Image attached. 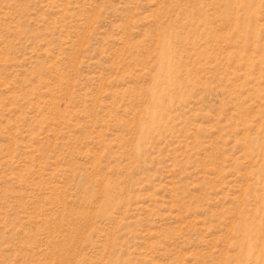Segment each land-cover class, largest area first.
Instances as JSON below:
<instances>
[{
	"label": "rangeland",
	"instance_id": "374dc122",
	"mask_svg": "<svg viewBox=\"0 0 264 264\" xmlns=\"http://www.w3.org/2000/svg\"><path fill=\"white\" fill-rule=\"evenodd\" d=\"M0 264H264V0H0Z\"/></svg>",
	"mask_w": 264,
	"mask_h": 264
},
{
	"label": "bare ground",
	"instance_id": "6f19581e",
	"mask_svg": "<svg viewBox=\"0 0 264 264\" xmlns=\"http://www.w3.org/2000/svg\"><path fill=\"white\" fill-rule=\"evenodd\" d=\"M163 43V42H162ZM167 44V43H166ZM168 45H170V44H168ZM165 47V46H164ZM168 48V47H167ZM164 50V52H165V48L163 49ZM166 51H167V49H166ZM166 54H167V52H165ZM164 53V54H165ZM163 54V53H162ZM165 54V55H166ZM167 56V55H166ZM164 58V57H163ZM166 58H168V57H166ZM165 58V59H166ZM165 61V60H164ZM167 61V60H166ZM162 68V67H161ZM162 74V73H161ZM169 74V73H168ZM170 75V74H169ZM155 98V97H154ZM159 113V112H158ZM157 113V114H158ZM155 115V116H157V118L155 119V121L158 119V115ZM155 125V124H154ZM145 129V128H144ZM143 129V130H144ZM247 218V217H246ZM250 219V218H249ZM257 222H255V223H253L252 222V220H248V219H244L243 221H242V226L244 227V229L246 230H248L249 232L251 231V230H253L254 229V226H257V224H256ZM256 224V225H255ZM248 231H247V233H248ZM246 235H249V234H246ZM252 236V235H251ZM244 245H245V253H244V255L245 256H252V252H253V242H252V240L248 237V238H246L245 240H244V243H243ZM244 257V256H243Z\"/></svg>",
	"mask_w": 264,
	"mask_h": 264
}]
</instances>
